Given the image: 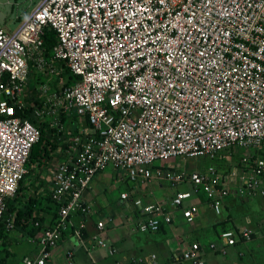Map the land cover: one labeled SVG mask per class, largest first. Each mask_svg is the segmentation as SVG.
<instances>
[{
	"label": "built area",
	"instance_id": "2783aa9c",
	"mask_svg": "<svg viewBox=\"0 0 264 264\" xmlns=\"http://www.w3.org/2000/svg\"><path fill=\"white\" fill-rule=\"evenodd\" d=\"M31 6L12 31L0 14V224L8 200L29 174L31 151L41 136L21 115L27 108L25 87L34 69L47 76L58 72V64H49L44 55L47 27L57 35L53 60L77 79L47 98L35 115L51 119L49 126L61 132L58 114L86 118L90 125L61 154L51 191L57 217L36 240L39 255L24 258V264H47L73 216L90 213L82 196L109 167L133 183L161 180L193 188L178 192L169 204L143 203L136 194L122 193L142 216L139 233L159 232L176 212L194 224L200 208L186 202L200 192L222 215L233 194L217 166L182 172L164 170L158 161L240 153L247 174L236 193L264 197L259 155L264 150V0H31ZM84 227L81 223L75 234ZM14 228L11 217L6 231ZM105 230L98 222L93 248L113 256ZM219 239L224 247L211 243L209 250L225 252L249 241L251 232L227 230ZM181 259L205 264L201 244L193 242ZM114 264H158V258L151 254Z\"/></svg>",
	"mask_w": 264,
	"mask_h": 264
},
{
	"label": "crops",
	"instance_id": "0c3cea01",
	"mask_svg": "<svg viewBox=\"0 0 264 264\" xmlns=\"http://www.w3.org/2000/svg\"><path fill=\"white\" fill-rule=\"evenodd\" d=\"M23 12V17H25L28 12ZM17 17L19 20L22 18L20 14ZM3 25L6 29L12 31L18 27L19 23L13 20L11 22L6 21ZM44 55L49 64H58L56 65V67L59 66L58 72L54 76H47L44 71L34 69L31 81L25 87L24 101L29 107L35 106L32 110L34 118L50 127L49 122H51V119H49V122L45 118L38 119L35 111L42 106L47 98L59 93L64 86L73 82L67 84L68 80L61 77V74L68 70L64 64L55 62L52 54L47 55L45 53ZM63 79L64 81H61ZM43 87L47 90L46 93H44ZM57 117L60 125L64 127L63 132L70 135V138H62L63 144L55 153H52L54 154L52 158L49 155V157L47 156L42 160V165H33V171L28 174V178L26 177L24 182V186L27 187L24 190L25 201L28 198L33 201L36 200L32 208L35 220L41 222L42 229L34 230L35 233L33 234L30 232L32 229L24 228V225L21 224L16 226L14 230L7 231L4 237L0 239V260L3 264H20L26 257L38 256L39 245L36 241L37 238L40 237L44 229L54 225L55 207L47 199L52 191L54 172L63 158L61 154L66 149L65 145L68 146L72 141V136L77 135L82 128L88 126L86 118L74 114L70 116L58 114ZM259 155L264 158V150H261ZM223 157L227 158L228 156ZM170 168L177 169L172 166H164L163 169ZM218 170L233 191V194L224 201L223 214L216 215L206 196L201 192L196 193L194 196L200 199V203L196 204L200 208V213L195 220V226L185 232L186 225L191 224H187L182 214L176 212L173 222L171 224H163L161 230L157 233H139L135 231L142 216L139 210L131 206L133 204L130 201L121 199L122 193L136 194L134 192L135 186H129V191H122L118 200L111 202L104 193H106L105 182L107 180L112 181L113 176L107 170L97 174L92 182L96 186L91 187L82 196L90 207V213L86 216L79 214L73 216V225L53 249L47 264H114L116 260H139L151 254L157 255L158 264H191L182 260L181 255L193 242L201 244L205 264H264V197H244L236 193L243 175L247 174L246 169L230 167L226 171H221L219 168ZM46 173H49V175H44ZM126 181L129 180L121 179L122 183ZM141 183L144 184V188L142 187L141 190L143 191V196H145L148 193L152 194V191L154 192V183L158 184V188L162 190L167 182L151 180L149 183L147 181ZM169 185L176 186L171 183ZM190 187L191 189L188 191L192 192L193 188L192 186ZM24 192L22 195H24ZM99 193L101 196L98 195ZM177 193L178 191H170L169 195L166 194L165 200L150 201L147 199L145 201L146 203L169 204ZM22 205H24V202ZM12 217L14 218V214ZM101 221L106 224L103 237L114 249L113 256L109 254L108 249L93 248L95 242L92 237L97 233V223ZM81 223H84L85 227L78 236L75 234V230L79 228ZM227 230L238 233L243 230H249L251 239L249 241L241 240L236 246L228 247L225 252L209 250L211 243H216L220 249L224 247L223 242L219 239V234ZM86 248H90V251L88 252Z\"/></svg>",
	"mask_w": 264,
	"mask_h": 264
},
{
	"label": "rangeland",
	"instance_id": "374dc122",
	"mask_svg": "<svg viewBox=\"0 0 264 264\" xmlns=\"http://www.w3.org/2000/svg\"><path fill=\"white\" fill-rule=\"evenodd\" d=\"M34 1L36 2L37 0H34ZM31 9H32L31 0H0L1 22L5 23L6 21L11 22L13 20H16V22H20L24 16L23 11L29 12ZM19 14H20V17H22L21 20H19V18L17 17V15L19 16ZM21 14H23V15H21ZM64 79L61 81H64ZM239 154H232L231 156H228L227 158H224L223 156L220 158L216 157V159H214V160L210 159V158L183 159L181 157H178V158H172V159L168 160L167 162L158 161V162H156V165L176 167L177 169H179L182 172H187V171L192 172L196 169L208 167L209 165L218 166V168L221 169V171H226L230 167L243 168L241 166V164L239 163V160H240V158L238 157ZM107 171L111 172L113 179H112V181L107 180L105 182L106 193H104V194H106V196L108 197V199L111 202L117 201L118 197L120 196V193L122 191H124V192L129 191V186L130 187L135 186V191L134 190L133 191L136 193L137 197L141 198L143 203H146L145 200H147V199L150 201L165 200L167 197L166 194L169 195L170 191L171 192H177V191L182 192V191H186V190L188 191L191 189V187H190L191 185L189 186L187 184L170 186L169 184L166 183V184H164V188L161 190L158 188V184L154 183L153 190L155 193L152 191V194H150V193L146 194L147 193V190H146L145 196H147V198H145V196H143V191L141 190L142 187L144 188L143 183L138 182V181L134 182V183L130 182V181H126V182L122 183L121 182V175L124 173H120L119 175L115 176L116 172L113 171L112 167H109L107 169ZM44 175L47 176V175H49V173H46ZM93 186H96V185L92 184L91 187L93 188ZM98 195L101 196L100 193ZM153 203H155V202H153ZM199 203H200V199L197 198V196H193L192 199H190L186 202V205L199 204ZM131 206L133 207V205H131ZM195 224H196V222L192 225H186L185 232H187L189 229L193 228L195 226ZM14 257H16V256H14ZM20 264H24L23 260Z\"/></svg>",
	"mask_w": 264,
	"mask_h": 264
},
{
	"label": "trees",
	"instance_id": "16d2710c",
	"mask_svg": "<svg viewBox=\"0 0 264 264\" xmlns=\"http://www.w3.org/2000/svg\"><path fill=\"white\" fill-rule=\"evenodd\" d=\"M43 40H44V46H43L44 52L47 55H51L54 47L57 44V35L55 31L47 27L44 31ZM61 77H64L70 83L74 82L77 79L76 76H74L69 70H66V72L61 74ZM69 82L67 84H70ZM34 107L35 106L33 105L30 107L27 105L25 112L21 113L22 116L27 117L32 123L37 125L41 130L40 140L34 145L31 151L28 165H27L29 173L33 171V165H36V164H37L36 166L42 165V160L45 159L47 156L49 157V155L52 158V156L54 155L52 153H55L61 147L60 140H62V138H68V137L70 138V135H67L65 132H61L55 128L52 129L50 127H47L44 122L36 120L34 116L32 115V110L34 109ZM86 123L88 124V126L90 125L88 120ZM74 132H78V131H74ZM67 147L68 146L65 145V148ZM24 182L25 180L20 183L16 198L8 200V207H7L5 216H4V220L0 224V239L3 238L4 235L7 233L6 222L12 217L13 214H14V220H15V228L16 226H20L21 224H23L24 228L28 227L30 230L32 229L30 232L33 234L35 233L34 230L42 229L41 222L35 220L36 218L34 216V210L32 208L33 205L36 203V200L33 201L31 198H28L25 201L26 196H25L24 190L27 189V187L24 186ZM23 192H24V195H22ZM47 199L55 207V211H56L55 219H56L57 209H58L57 204L53 201L51 194L49 195ZM23 202H24V205H22ZM36 222L40 223V227L36 228L35 226ZM0 263L3 264L1 260H0Z\"/></svg>",
	"mask_w": 264,
	"mask_h": 264
}]
</instances>
